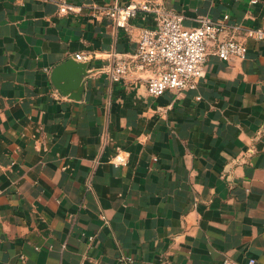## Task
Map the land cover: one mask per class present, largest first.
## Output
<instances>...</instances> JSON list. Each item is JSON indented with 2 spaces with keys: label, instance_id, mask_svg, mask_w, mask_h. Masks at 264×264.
Wrapping results in <instances>:
<instances>
[{
  "label": "crops",
  "instance_id": "0c3cea01",
  "mask_svg": "<svg viewBox=\"0 0 264 264\" xmlns=\"http://www.w3.org/2000/svg\"><path fill=\"white\" fill-rule=\"evenodd\" d=\"M130 1L0 0V264H264V0H147L187 29L229 15L246 47L211 43L197 88L160 97L110 77L151 24L99 8ZM70 59L79 100L51 81Z\"/></svg>",
  "mask_w": 264,
  "mask_h": 264
},
{
  "label": "built area",
  "instance_id": "2783aa9c",
  "mask_svg": "<svg viewBox=\"0 0 264 264\" xmlns=\"http://www.w3.org/2000/svg\"><path fill=\"white\" fill-rule=\"evenodd\" d=\"M71 8L60 7L61 15H68ZM118 28L128 29L131 21L142 18L151 25L141 29L136 51L131 55L115 54V63L110 70L114 81L126 79L135 74H147L145 78L150 96L160 97L167 92L181 93L197 88L198 79L203 75L204 61L208 47L215 44V53L224 62L233 58L244 59L246 47L234 35L222 37L227 31L240 32L239 26H229V15L213 20L205 17L199 20L196 28L187 29L183 16L147 0H131L126 4L116 3L99 8ZM246 36L257 40L264 39L263 30L248 29ZM76 59L87 61L86 56L77 54ZM116 165L124 164L125 159L116 156ZM3 190L0 188V194ZM132 257L122 254L121 264H133ZM251 261L250 264H253ZM223 264H230L226 260Z\"/></svg>",
  "mask_w": 264,
  "mask_h": 264
},
{
  "label": "water",
  "instance_id": "95a60500",
  "mask_svg": "<svg viewBox=\"0 0 264 264\" xmlns=\"http://www.w3.org/2000/svg\"><path fill=\"white\" fill-rule=\"evenodd\" d=\"M89 63H79L73 59L54 68L51 81L63 95L79 100L84 90L83 79L87 76Z\"/></svg>",
  "mask_w": 264,
  "mask_h": 264
}]
</instances>
